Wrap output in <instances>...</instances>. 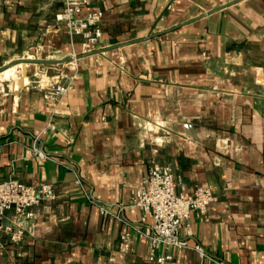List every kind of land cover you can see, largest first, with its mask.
<instances>
[{
    "label": "crops",
    "instance_id": "1",
    "mask_svg": "<svg viewBox=\"0 0 264 264\" xmlns=\"http://www.w3.org/2000/svg\"><path fill=\"white\" fill-rule=\"evenodd\" d=\"M61 9L0 6V72L18 69L0 89V182L56 191L0 264H149L153 219L131 198L154 163L218 199L181 229L188 248L163 251L171 264H264V0H92V51ZM58 75L73 78L59 105L35 79Z\"/></svg>",
    "mask_w": 264,
    "mask_h": 264
},
{
    "label": "built area",
    "instance_id": "2",
    "mask_svg": "<svg viewBox=\"0 0 264 264\" xmlns=\"http://www.w3.org/2000/svg\"><path fill=\"white\" fill-rule=\"evenodd\" d=\"M3 0H0V6ZM62 9L58 20L64 26L69 37H82L83 45L92 51L103 39L101 22L103 12L91 9L92 0H60ZM73 78L63 75L41 78L38 85L45 90V98L56 104L70 90ZM37 153L43 155L36 150ZM178 181L170 167L153 164L145 181L133 193L131 206L138 208L146 217L151 216L153 223L148 236L151 250L149 264H171L173 257L163 251L170 248H188V243L181 239V229L188 225L194 212L206 213L210 205L218 199L211 189L197 187L191 196L177 190ZM76 184L82 189L90 202L99 207L101 214L107 217L110 212L104 206L94 202L88 195L83 182ZM55 188L51 184L39 187L29 186L19 179L9 176L0 182V255L3 239L14 244L20 243L34 231L38 220V208L46 201L54 199ZM9 221V223H7ZM123 251L129 249L128 235H124ZM202 257H207L200 247L195 248Z\"/></svg>",
    "mask_w": 264,
    "mask_h": 264
},
{
    "label": "rangeland",
    "instance_id": "3",
    "mask_svg": "<svg viewBox=\"0 0 264 264\" xmlns=\"http://www.w3.org/2000/svg\"><path fill=\"white\" fill-rule=\"evenodd\" d=\"M11 67H14V66H10V67H8V68H6V69H4L3 71H1V72H3V73H1L0 74V76H2L3 75V78L0 80V89L2 88V87H4L5 86V90H7L8 88V86H10L11 84H12V82H13V80L14 79H16V71L18 70V69H13V68H11ZM9 68H11V69H9ZM8 69V70H7ZM6 70V71H5ZM5 71V72H4ZM8 76V77H7ZM36 79V81L38 82V81H40V79L41 78H39V77H37V78H35ZM39 83V82H38Z\"/></svg>",
    "mask_w": 264,
    "mask_h": 264
},
{
    "label": "bare ground",
    "instance_id": "4",
    "mask_svg": "<svg viewBox=\"0 0 264 264\" xmlns=\"http://www.w3.org/2000/svg\"><path fill=\"white\" fill-rule=\"evenodd\" d=\"M14 69V68H13ZM12 70V69H11ZM4 74V73H3ZM8 77V76H7ZM3 78V75L2 76H0V80Z\"/></svg>",
    "mask_w": 264,
    "mask_h": 264
}]
</instances>
